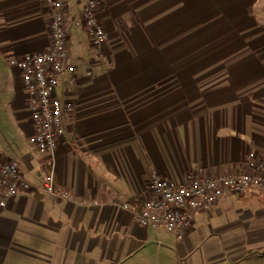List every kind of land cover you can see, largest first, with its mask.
Returning a JSON list of instances; mask_svg holds the SVG:
<instances>
[{
  "label": "crops",
  "instance_id": "1",
  "mask_svg": "<svg viewBox=\"0 0 264 264\" xmlns=\"http://www.w3.org/2000/svg\"><path fill=\"white\" fill-rule=\"evenodd\" d=\"M83 5L67 0L69 18ZM99 15L103 52L83 26L67 27L71 68L55 96L74 111L49 161L30 141L27 92L7 55L49 45L48 7L0 0V157L35 183L52 171L79 200L41 187L8 197L0 264H165L168 232L140 225L110 199L143 193L152 170L181 181L193 165L238 168L250 147L264 156V0H100ZM204 213L190 238L204 237Z\"/></svg>",
  "mask_w": 264,
  "mask_h": 264
},
{
  "label": "built area",
  "instance_id": "2",
  "mask_svg": "<svg viewBox=\"0 0 264 264\" xmlns=\"http://www.w3.org/2000/svg\"><path fill=\"white\" fill-rule=\"evenodd\" d=\"M49 11V45L40 51L20 55L8 51V64L16 67L27 92L31 120L35 133L30 138L37 155L54 161L59 140L65 132L64 119L71 118L74 104L55 96L60 74L71 67L68 64L67 27L83 26L91 43L99 51L107 46L108 34L99 15L100 0H84L78 17L69 18L67 0H45ZM74 77L65 84L71 89ZM41 187L55 197L79 202L65 187L58 185L52 171L39 183L30 180L17 160L0 157V204L8 197ZM257 191L264 195V156L248 148L240 167L209 171L193 165L181 181L165 178L155 170L150 173L146 190L133 197L114 196L110 201L129 210L140 225L155 230L163 229L179 240L186 239L199 211H211L218 202L232 194Z\"/></svg>",
  "mask_w": 264,
  "mask_h": 264
},
{
  "label": "rangeland",
  "instance_id": "3",
  "mask_svg": "<svg viewBox=\"0 0 264 264\" xmlns=\"http://www.w3.org/2000/svg\"><path fill=\"white\" fill-rule=\"evenodd\" d=\"M160 237L170 246L161 248L165 264H222V258L232 264L238 255L237 263L264 264V195L246 191L222 199L204 213V237L199 231L182 240L172 233Z\"/></svg>",
  "mask_w": 264,
  "mask_h": 264
}]
</instances>
